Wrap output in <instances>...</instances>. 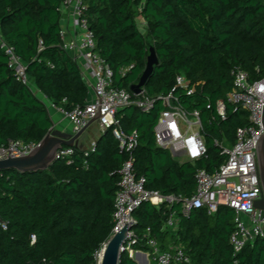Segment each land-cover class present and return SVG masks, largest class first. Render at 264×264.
Here are the masks:
<instances>
[{"label": "trees", "instance_id": "trees-1", "mask_svg": "<svg viewBox=\"0 0 264 264\" xmlns=\"http://www.w3.org/2000/svg\"><path fill=\"white\" fill-rule=\"evenodd\" d=\"M63 2L0 0V32L41 95L17 80L0 48V147L15 141L38 145L54 127L46 102L69 113L89 101L91 90L78 62L62 48ZM83 3L96 51L112 69L115 87L131 92L139 83L149 55L147 36L160 61L145 87L150 97L172 92L180 74L193 84L202 83L193 97L179 95L187 110L202 112L208 155L195 164H180L158 146L154 130L164 110L161 101L148 114L131 105L116 115L124 134L139 136L133 155L137 177L146 179L145 189L193 196L197 171L214 173L226 160L216 142L233 146L237 129L249 125V114L231 104L225 120L210 126L207 119L217 117L218 101L227 102L234 67L244 69L251 83L264 78V0ZM139 19L146 25L145 34ZM72 148L71 164L57 159L46 171L0 173V264H98L97 254L113 235L114 201L128 156L120 153L113 128L100 133L95 152L88 156L80 147ZM173 215L180 217L177 232L166 228ZM133 217L137 235L143 238L151 229L162 249L185 247L191 264H264V238L235 255L230 238L236 213L231 208L221 206L211 215L203 208L184 216L180 204L157 208L145 202ZM136 248L146 249L142 243ZM133 258L123 252L120 264H137Z\"/></svg>", "mask_w": 264, "mask_h": 264}, {"label": "built area", "instance_id": "built-area-1", "mask_svg": "<svg viewBox=\"0 0 264 264\" xmlns=\"http://www.w3.org/2000/svg\"><path fill=\"white\" fill-rule=\"evenodd\" d=\"M83 10V0H64L62 12L68 13L73 19L75 36L68 42L64 29L61 30L60 36L63 40L62 48L74 54L76 56L74 58L79 56L84 60L86 74L83 79L93 97L83 107L77 106L69 113L46 103L48 107L57 109L69 120L72 125V134L79 133L88 126L90 121L100 115L96 122L100 132L105 133L113 128L120 153L127 154L128 159L120 171L121 180L115 196L113 214L115 225L112 236L126 225L132 227L121 252H127L132 258L135 255L144 263L147 260L149 264L152 262L154 264H191L185 247L172 245L164 250L152 237L151 229L147 230L143 238L135 233L133 227L136 225V220L133 214L145 202L157 208L162 205L173 207L180 204L184 216H189L193 211L203 208L208 209L210 215L221 206L233 209L236 213L235 231L230 238V243L235 255L239 254L248 243L264 238V210H259L255 206L256 202L263 198L256 144L264 133V78L251 83L248 73L240 66L232 70L233 89L227 95V102L218 101L217 117L210 116L207 122L212 126L219 120H225L227 104H231L236 109L244 110L249 114V125L237 129L236 143L233 146L216 142L226 160L214 173H209L205 169L197 171V188L193 196L183 197L176 194L165 196L159 192L147 191L146 179L137 177L135 172L133 152L138 146L139 136L137 132L130 135L124 134L118 128L116 115L131 105L148 114L154 109L157 101H161L164 110L154 130L158 146L169 150L180 164H195L208 155L202 112L198 109L187 110L180 103L179 95L193 97L202 83L193 84L185 75L180 74L176 78L172 92L158 97H150L145 89L136 95L127 89L115 87L114 73L96 51L94 33L83 15ZM0 48L8 56L10 67L16 71L17 80L39 94L30 83L26 65L16 54L15 48L6 42L1 32ZM131 68L133 67L124 69L123 75ZM206 108L211 110V104H207ZM96 144L97 141L88 148L82 149L85 156L95 152ZM36 147L37 144L34 143L10 142L7 146L0 147V161L9 158L8 152H13L11 158H20L29 155ZM74 153L73 148L65 147L58 152L57 159H68V163L71 164L72 161L69 159ZM179 223L180 217L173 215L168 219L166 228L177 232ZM3 228L6 229V225H3ZM36 240V236L32 235L31 245H34ZM140 243L146 248L145 250L136 248Z\"/></svg>", "mask_w": 264, "mask_h": 264}, {"label": "water", "instance_id": "water-1", "mask_svg": "<svg viewBox=\"0 0 264 264\" xmlns=\"http://www.w3.org/2000/svg\"><path fill=\"white\" fill-rule=\"evenodd\" d=\"M149 55L147 57V66L143 72L138 84L131 86V92L140 94L151 79L154 69L160 64L154 43L150 36L146 37ZM100 118L98 115L95 119L90 121L88 126L82 129L77 134L66 133L56 130L54 127L48 132L44 139L37 145V147L27 156L20 158H9L0 161V173L6 170H17L20 173H32L38 171L48 170L56 161L58 152L65 147H80L79 140L84 133L97 122ZM263 126H264V112H263ZM258 167L261 179L263 198L256 202L255 206L259 210H264V133L260 136L257 144ZM132 227L126 225L120 232L112 236L104 246V257L101 264H120L121 250L126 243V238ZM132 258V257H131ZM137 264H142L137 259H134ZM145 264H149L145 260Z\"/></svg>", "mask_w": 264, "mask_h": 264}, {"label": "crops", "instance_id": "crops-1", "mask_svg": "<svg viewBox=\"0 0 264 264\" xmlns=\"http://www.w3.org/2000/svg\"><path fill=\"white\" fill-rule=\"evenodd\" d=\"M62 25H63V29L66 31L67 33V41L70 42L73 37L75 36V30L73 28V19L71 17H69L68 13L64 14V17L62 19ZM73 57H76L74 54H71ZM81 68L82 71V75L84 77L85 73V62L82 58H80L79 56H77V58H75ZM93 97L92 92H90V98L91 99ZM49 111L54 123V128L56 130L62 131V132H66V133H72V125L69 122V120L57 109H54L52 107H49ZM89 131V129L84 133V135L80 138L79 140V145L81 149H86L89 147L90 144H92L93 142H96L99 138V130L96 131V133H92V131L89 132V135H86V133ZM135 259L138 260L137 257H135V255L133 256ZM139 261V260H138ZM142 264H145L142 261H139Z\"/></svg>", "mask_w": 264, "mask_h": 264}, {"label": "rangeland", "instance_id": "rangeland-1", "mask_svg": "<svg viewBox=\"0 0 264 264\" xmlns=\"http://www.w3.org/2000/svg\"><path fill=\"white\" fill-rule=\"evenodd\" d=\"M138 25H139V28H140V30L142 31V33H146V25H145V23L143 22V20H141V19H139L138 20ZM35 89V88H34ZM36 90V89H35ZM37 95H38V97H40L41 98V95L40 94H38L37 93ZM99 130V126H98V124L97 123H95V124H93L90 128H89V131L86 133V135H89V132L90 131H92V133H96V131H98ZM99 133H101L100 132V130H99ZM91 145V144H90ZM89 145V146H90Z\"/></svg>", "mask_w": 264, "mask_h": 264}, {"label": "bare ground", "instance_id": "bare-ground-1", "mask_svg": "<svg viewBox=\"0 0 264 264\" xmlns=\"http://www.w3.org/2000/svg\"><path fill=\"white\" fill-rule=\"evenodd\" d=\"M103 257H104V248L102 249V251H100V253H98V256H97V258H98V264H101L102 263Z\"/></svg>", "mask_w": 264, "mask_h": 264}]
</instances>
